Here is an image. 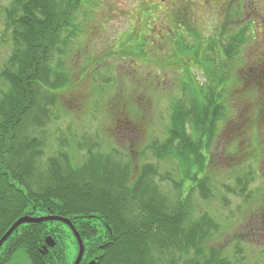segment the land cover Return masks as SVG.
<instances>
[{"label":"trees","instance_id":"16d2710c","mask_svg":"<svg viewBox=\"0 0 264 264\" xmlns=\"http://www.w3.org/2000/svg\"><path fill=\"white\" fill-rule=\"evenodd\" d=\"M80 1L12 0L4 10L11 51L0 72L7 86L0 89V239L22 217L62 218L70 221L82 240L80 264H229L205 244L220 225L205 211L196 221L191 219L193 198L211 197L210 148L220 127L230 122V110L218 94L226 82H247L243 72L232 70L238 67L233 61L243 53L245 38L233 37L221 52L228 61L218 64L207 60L208 53L220 52L216 43L204 45L206 63L198 67L212 68V89L202 93L189 78L182 80L187 96L171 105L167 136L150 148L155 158L176 166L178 179L170 180L176 197L171 199L155 183L153 168L139 159L133 162L131 154L124 162L114 155L116 151L88 150L85 158L79 157L71 144L68 149L60 145L45 150L46 139L39 135L44 106L55 107V92L68 79L61 68L66 42L60 39L65 32H77L73 14ZM145 10L146 15L154 14L151 7ZM178 38L180 55L197 57L196 46L183 45ZM155 43L144 34L141 61L147 50L155 52ZM239 58L246 66L243 55ZM247 175L236 181L235 191L249 200L252 178ZM47 238L54 241L53 248L46 246ZM77 253L73 233L64 224H23L0 248V264H73Z\"/></svg>","mask_w":264,"mask_h":264},{"label":"rangeland","instance_id":"374dc122","mask_svg":"<svg viewBox=\"0 0 264 264\" xmlns=\"http://www.w3.org/2000/svg\"><path fill=\"white\" fill-rule=\"evenodd\" d=\"M11 2L0 0V72L11 51L4 16ZM148 6L154 14H145ZM212 14L203 0H81L73 14L77 32H65L60 39L66 42L61 68L68 79L55 92V107L44 106L39 135L46 139V152L60 145L68 149L71 144L83 158L88 150L116 151L114 155L124 162L132 155L133 162L139 159L153 168L155 183L174 199L170 180L171 176L178 179L176 166L155 158L150 148L167 136L171 105L187 96L182 80L189 78L191 86L202 93L212 89V68L204 71L198 67L206 63L204 44L213 41L216 48L223 44L225 48L237 28L234 14L227 17L223 12L220 18ZM144 34L150 42L155 40L156 53L147 50L141 61ZM178 36L183 45L196 46L197 57L188 56V60L180 55ZM221 36L227 41L221 39L220 44ZM128 53L139 57L131 58ZM242 55L246 59L249 52L239 53L233 61L238 66L232 69L236 73L248 70L240 63ZM253 79L223 84L225 93L222 90L218 95L230 110V122L220 127L210 148L211 197L193 198L191 222L205 211L220 225L213 231V240L207 239L205 244L219 251L229 264H264V95L258 89L264 90V82L254 84ZM6 88L0 78V89ZM247 174L252 178L249 200L235 191L236 181Z\"/></svg>","mask_w":264,"mask_h":264},{"label":"flooded vegetation","instance_id":"af4514ba","mask_svg":"<svg viewBox=\"0 0 264 264\" xmlns=\"http://www.w3.org/2000/svg\"><path fill=\"white\" fill-rule=\"evenodd\" d=\"M203 3H206L210 10H212V15L218 16L219 18L220 14L223 12L226 13L227 17L229 14H234L236 16L237 28L233 29V33L230 37L231 39L233 37L241 39L239 37L242 36L246 40L243 53H246V50L249 52V56L245 60L246 68H249L244 73L245 75L243 74L244 78L253 77V80L264 82V0H203ZM220 9L222 10L220 11ZM207 17H209L208 13ZM208 36H210V34H208ZM220 39L227 41L224 36ZM221 42L223 41L221 40L220 44ZM211 43L214 42L208 41L204 45L208 47ZM230 45L231 41H227L226 47ZM232 45H234L233 42ZM222 47H224V44ZM222 47H217L220 52H213L215 53L214 55L208 53L207 60L215 59L217 62L222 60L228 61V58H223L221 54L224 49ZM243 75H241V77Z\"/></svg>","mask_w":264,"mask_h":264},{"label":"water","instance_id":"95a60500","mask_svg":"<svg viewBox=\"0 0 264 264\" xmlns=\"http://www.w3.org/2000/svg\"><path fill=\"white\" fill-rule=\"evenodd\" d=\"M46 222H59L67 226L71 232L73 233V236L77 242L78 245V253L76 256V259L73 264H80L83 253H84V248L82 244V240L80 239V236L76 233L74 227L71 225L69 220L62 219V218H31L28 216L20 218L17 222L13 224V226L8 230V232L0 239V248L2 247L3 243L12 235V233L21 225L23 224H42ZM55 245L54 241L51 238L46 239V246L48 248H53Z\"/></svg>","mask_w":264,"mask_h":264}]
</instances>
